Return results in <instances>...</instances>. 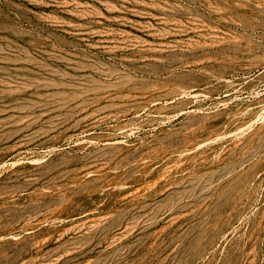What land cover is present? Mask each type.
<instances>
[{
	"label": "rangeland",
	"instance_id": "obj_1",
	"mask_svg": "<svg viewBox=\"0 0 264 264\" xmlns=\"http://www.w3.org/2000/svg\"><path fill=\"white\" fill-rule=\"evenodd\" d=\"M0 264H264V0H0Z\"/></svg>",
	"mask_w": 264,
	"mask_h": 264
}]
</instances>
